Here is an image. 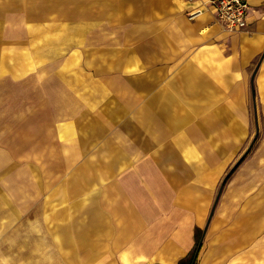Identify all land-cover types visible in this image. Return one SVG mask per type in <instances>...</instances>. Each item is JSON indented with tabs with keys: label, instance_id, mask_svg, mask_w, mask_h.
<instances>
[{
	"label": "rangeland",
	"instance_id": "1",
	"mask_svg": "<svg viewBox=\"0 0 264 264\" xmlns=\"http://www.w3.org/2000/svg\"><path fill=\"white\" fill-rule=\"evenodd\" d=\"M138 3L0 0V264H120L124 247L114 246V237L110 248L100 247L106 214L116 221L113 210L130 205L185 213L192 175L195 194L208 202L197 206L208 218L195 231L202 238L195 264H264V103L257 87L243 89L249 98L241 108L199 111L212 115L224 106L231 110L224 120L196 118V104L179 112L155 105L153 89L138 82L139 75L153 81L154 72L134 61L148 54L138 46L147 11ZM155 144L174 145L178 165L122 162L123 145L127 155L146 150V161ZM238 233L236 249L209 251Z\"/></svg>",
	"mask_w": 264,
	"mask_h": 264
},
{
	"label": "crops",
	"instance_id": "2",
	"mask_svg": "<svg viewBox=\"0 0 264 264\" xmlns=\"http://www.w3.org/2000/svg\"><path fill=\"white\" fill-rule=\"evenodd\" d=\"M209 1L138 0V7L147 9L138 24V30L143 33L138 46L147 49L148 54H140L138 60L134 61L140 71L154 72L153 81L148 82L149 77L146 80L139 75L138 82L140 87L153 89L148 93L152 94L155 105H177L179 112L182 111L183 104H196L199 105L196 109L199 115L196 118L224 120L228 118L227 111H231L224 106L215 109L212 115L208 111H199L205 105L209 107L214 104H229L241 108L249 98L246 94L243 96L242 91L251 87H257L258 99L264 103V0H248L249 26L240 32H230L217 21L208 11ZM195 9H204L205 13L192 19L190 14ZM125 148L123 145L122 162L124 159L129 164L150 162L156 168L159 164V167L165 169L175 165V162L178 165V149L174 145H153L147 150L153 154L146 161H140L146 159V150L136 147L132 149V154L130 152L127 155ZM187 149L185 145L179 151L182 153ZM118 161L119 159L116 162ZM203 162L206 166L201 165V171L203 174L208 173L209 160L205 159ZM161 163L167 166H162ZM184 164L188 166V162ZM139 167L136 166L130 173L135 174ZM190 167L194 169L193 159ZM192 176L185 180V183L191 185L190 194L185 196L190 200L185 213V208H170L166 211L130 205L129 208L115 209L112 213L117 217L116 221L113 218V222H110L111 214H106L107 222L102 231L105 232L107 241H101L100 247L110 248L109 239L114 237V246L124 247L119 252L120 264H180L187 259L196 247V228H202L208 218V211L197 207L202 205L200 200L205 199L203 195L198 197L195 194ZM205 204L208 206L206 200ZM240 235L238 233L237 239ZM237 242L233 238L232 241L226 240L219 245H209V251L213 248V252H217L221 247L236 249L240 245ZM212 257L213 254L209 252L206 260L212 263L215 256L213 259Z\"/></svg>",
	"mask_w": 264,
	"mask_h": 264
},
{
	"label": "built area",
	"instance_id": "3",
	"mask_svg": "<svg viewBox=\"0 0 264 264\" xmlns=\"http://www.w3.org/2000/svg\"><path fill=\"white\" fill-rule=\"evenodd\" d=\"M208 11L232 32L244 31L249 26L250 5L248 0H210ZM205 13L204 9L191 12L192 19Z\"/></svg>",
	"mask_w": 264,
	"mask_h": 264
},
{
	"label": "trees",
	"instance_id": "4",
	"mask_svg": "<svg viewBox=\"0 0 264 264\" xmlns=\"http://www.w3.org/2000/svg\"><path fill=\"white\" fill-rule=\"evenodd\" d=\"M198 231H199V230H198ZM200 232H201V231L197 232V235H196V237H197V251H194V252L191 254V256H189L187 259L181 261L180 264H193V263H194L195 258H196V256L198 255V253H199V251H200V249H201V247H202V242H201V239H202V238H201V236L199 235Z\"/></svg>",
	"mask_w": 264,
	"mask_h": 264
},
{
	"label": "bare ground",
	"instance_id": "5",
	"mask_svg": "<svg viewBox=\"0 0 264 264\" xmlns=\"http://www.w3.org/2000/svg\"><path fill=\"white\" fill-rule=\"evenodd\" d=\"M210 13H211V12H210ZM247 28H248V27H247ZM247 28H246V29H247ZM246 29H245V30H246ZM237 241H238L237 243H241V242L243 241V237L240 235V236H239V239H237Z\"/></svg>",
	"mask_w": 264,
	"mask_h": 264
},
{
	"label": "water",
	"instance_id": "6",
	"mask_svg": "<svg viewBox=\"0 0 264 264\" xmlns=\"http://www.w3.org/2000/svg\"><path fill=\"white\" fill-rule=\"evenodd\" d=\"M196 263V258H195V261H194V263L193 264H195Z\"/></svg>",
	"mask_w": 264,
	"mask_h": 264
}]
</instances>
